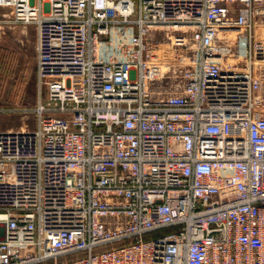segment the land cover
Segmentation results:
<instances>
[{"label":"built area","instance_id":"built-area-1","mask_svg":"<svg viewBox=\"0 0 264 264\" xmlns=\"http://www.w3.org/2000/svg\"><path fill=\"white\" fill-rule=\"evenodd\" d=\"M0 7L40 93L0 130V264H264V0Z\"/></svg>","mask_w":264,"mask_h":264},{"label":"rangeland","instance_id":"rangeland-1","mask_svg":"<svg viewBox=\"0 0 264 264\" xmlns=\"http://www.w3.org/2000/svg\"><path fill=\"white\" fill-rule=\"evenodd\" d=\"M10 17V9L0 7V21ZM18 25L0 22V130L34 129L37 124L40 93L36 73V28L33 24L27 25L26 34L19 40L14 33ZM165 34H158L159 38L165 39ZM165 84L158 83L156 90L174 88L172 82ZM43 99L50 105L46 96Z\"/></svg>","mask_w":264,"mask_h":264},{"label":"crops","instance_id":"crops-1","mask_svg":"<svg viewBox=\"0 0 264 264\" xmlns=\"http://www.w3.org/2000/svg\"><path fill=\"white\" fill-rule=\"evenodd\" d=\"M29 26V25H28ZM18 28L14 30L15 33V37L19 40H21L22 38V34H26L27 32V25L26 26H22V25H18ZM23 27V28H22Z\"/></svg>","mask_w":264,"mask_h":264},{"label":"bare ground","instance_id":"bare-ground-1","mask_svg":"<svg viewBox=\"0 0 264 264\" xmlns=\"http://www.w3.org/2000/svg\"><path fill=\"white\" fill-rule=\"evenodd\" d=\"M164 34H165V33H164ZM163 36H164V35H163ZM22 129L26 130L27 128L22 127ZM9 130H12V129H9Z\"/></svg>","mask_w":264,"mask_h":264}]
</instances>
